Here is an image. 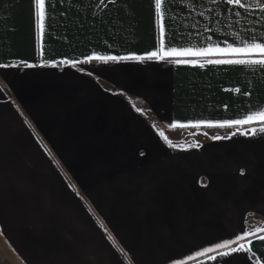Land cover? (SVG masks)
Listing matches in <instances>:
<instances>
[{
	"label": "crops",
	"instance_id": "crops-1",
	"mask_svg": "<svg viewBox=\"0 0 264 264\" xmlns=\"http://www.w3.org/2000/svg\"><path fill=\"white\" fill-rule=\"evenodd\" d=\"M259 2L0 0V264H264V132L219 126L264 69L147 58L264 37Z\"/></svg>",
	"mask_w": 264,
	"mask_h": 264
},
{
	"label": "snow or ice",
	"instance_id": "snow-or-ice-1",
	"mask_svg": "<svg viewBox=\"0 0 264 264\" xmlns=\"http://www.w3.org/2000/svg\"><path fill=\"white\" fill-rule=\"evenodd\" d=\"M166 2V0H155V8L160 11L162 9V3ZM229 5L233 6H239L240 8L245 7V0H224ZM35 4L37 6L38 12V27L41 32H43L44 29V5L45 0H35ZM257 7L264 9V0H260V2L257 4ZM165 29L163 26V23L161 25V31H160V49L159 51H153L148 54L147 58H158L159 60H167L171 57H184V56H196V57H209L212 55H220V56H230L235 57L232 59H208V64H216V65H249L253 67H259L261 69H264V37H255L251 36L249 38H246L244 40H238L233 43H228L227 46H220L209 44L206 47H198V48H192V47H185V48H178L175 46H169L165 48ZM132 57H114V56H90L87 59L88 60H99V61H117V60H125V59H131ZM135 59H144V57H135ZM177 64L181 63H195V61H187V60H180L177 59L174 61ZM29 67L31 65H28ZM203 66V65H201ZM138 112H143V109L137 107L136 109ZM260 123L261 126L259 128L251 127L246 129L245 131L241 132V135L246 134H252L256 135L257 132H264V110H258L255 112H250L246 114L244 118L236 119L234 121L229 122H223L219 126H242V125H250V124H256ZM201 124H204L206 126H213L210 122H204V121H197V122H188L187 124H180V127L187 128V127H199ZM169 127L175 128L176 125H170ZM161 136H163V133H160ZM165 139H167L165 137ZM214 139H221V137L217 136L214 137ZM171 143V142H169ZM256 232H259L260 229L257 228L255 230ZM250 233L248 231H245L242 236H237L234 240L231 241H222L218 242L215 246L208 247L204 249L202 252L198 253V255H203L210 253L212 251H219L221 249L228 248L232 244H239L240 240H242L245 237H248ZM264 239V237H261ZM238 251L237 247H232L231 252L236 253ZM221 255H227L229 253H220ZM215 259V257H213Z\"/></svg>",
	"mask_w": 264,
	"mask_h": 264
}]
</instances>
